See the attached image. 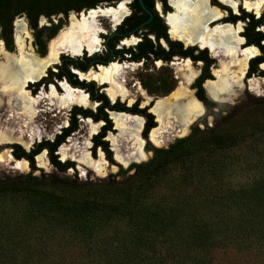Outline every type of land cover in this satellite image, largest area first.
I'll return each mask as SVG.
<instances>
[{"label":"trees","instance_id":"16d2710c","mask_svg":"<svg viewBox=\"0 0 264 264\" xmlns=\"http://www.w3.org/2000/svg\"><path fill=\"white\" fill-rule=\"evenodd\" d=\"M60 1L69 0H0V14L9 13L1 23L4 31L8 28L3 36L6 48L11 50L9 21L22 5L33 9L47 8ZM134 6L140 10L136 0ZM29 25L35 29V16L29 20ZM47 28L50 27L35 29L34 42L41 47V32ZM55 31L54 28L46 37L50 38ZM39 53L43 54L44 48ZM68 63L63 61L53 75H65L75 84V80L70 79ZM155 80V75L146 76L143 85L147 92L156 91ZM83 85L92 89V84ZM163 85L158 86L162 93L172 87L171 82L165 88ZM95 99H99L102 105L94 119L102 117L108 123L103 112L98 115L101 107L106 106L105 98L98 94ZM86 112L73 107L68 126L61 129L53 141L41 140L28 152L18 144H11V155L15 159H26L30 169L34 170L33 155L46 148L50 164L58 173H63L72 166V162H59L53 151L76 128L75 113L87 115ZM242 133L192 130L167 147L154 149L148 161L130 164L121 170L125 173L133 169L132 177L123 182H88L77 179L75 175L47 180L31 174L0 181V264H25L34 253L45 251L43 234H54L55 231L75 235V248L79 247L81 254L79 249L77 253L83 259L79 264H211L218 248L232 246L252 251L259 247L264 252V183L262 188L251 190L250 204L237 213L243 218L224 224L222 229L225 233L217 224L188 226L190 234L172 242L173 245L163 233L176 219L178 209L174 206L161 208L155 203L157 200L149 197L155 175L170 163L201 152L208 154L228 148L241 138ZM101 136L102 133L93 137L92 150L99 145L106 158L110 159V152Z\"/></svg>","mask_w":264,"mask_h":264},{"label":"rangeland","instance_id":"374dc122","mask_svg":"<svg viewBox=\"0 0 264 264\" xmlns=\"http://www.w3.org/2000/svg\"><path fill=\"white\" fill-rule=\"evenodd\" d=\"M71 16L69 17L71 18ZM70 18L68 20L67 16L65 21L61 22L60 27L64 25L61 29L69 24ZM55 19H57V17L52 18L53 23ZM101 21L104 28L109 29L108 20L103 19ZM12 23H15V26L16 24L24 25L27 32V35L23 34L25 40L24 51L31 52L37 56L32 46L31 30L28 28L24 17L18 16L13 19ZM47 24L48 22L44 18L38 19V25ZM60 30L57 31L59 32ZM14 33L16 36L17 32L15 31ZM46 45V50L48 51V42ZM14 47H16V45ZM17 51H19L17 47L14 48L11 52L12 55L19 56L20 51ZM4 53L7 52L3 50L0 43V63L4 62ZM173 61L179 62V64L181 63V61L177 59ZM153 66L156 68L157 65ZM166 66L171 68L174 74V66L170 64ZM180 66L178 65V67ZM198 66L199 65H194V67ZM141 69L142 68L137 65L129 66L123 69L118 75V78L115 79V81L119 82L125 89L126 94L123 97L118 96L121 101L124 100L128 103L129 101L131 102L138 99L140 100V104L148 101L145 96L141 95L137 88L136 77L138 74L142 73ZM251 81L253 82L252 85H254L255 81ZM179 83H181V81ZM252 85L251 87H253ZM108 88L109 86L106 88V91ZM251 90L252 91H248L244 89L242 94L238 91L236 92L239 93L237 96L233 95V97L226 99V102H231L233 99V104L229 107L227 112L226 110L223 112L221 118L217 121L210 117L209 126L206 127L207 129L202 125L196 127L201 132L208 130H216L221 133L243 132L241 138L238 139L234 145L208 154H202L201 152V154H194L180 161L170 163L162 172L155 175L151 188L152 191L149 195L150 199L157 200L155 203L161 208H170L174 206L175 209H178L176 219L174 218V220H172V225L163 233V235H165L164 238H167L168 241H170V239L172 240L170 244L173 245L172 242L183 239L182 237H186L190 234L188 226L191 227L196 225L202 227L209 223L217 224L221 226L222 233H225L222 229L224 224L243 218L237 216V213L240 212L243 207H246L247 204H250L251 190L263 187L264 129H262V127H264V82L256 81L255 89L251 88ZM45 92H47L46 96L41 100H39V95L35 98L28 95L34 103L36 101V104H32L31 107L33 110L31 111L34 112L31 118L24 117L23 111L25 110L20 101L17 102V100L11 96L8 98L0 92V136L6 135L11 137V139L6 141L0 139V181L31 174L44 177L47 180L54 177H72L75 175L77 179L88 182L106 180L123 182L132 177L133 169L125 173H122L121 170H124L129 163L142 161L135 158H131V160L128 161L126 158L130 153H136L142 150L145 155L143 161L151 157V150H149L150 152L145 151L143 145L140 147L137 140L132 139L131 136H127L116 126L118 130L117 134L110 136L112 145L106 139L107 134L104 138L107 140V145L111 152V159H106L99 148L95 149L94 156H92L89 150L91 145L87 141L90 140L92 133L97 130V124L93 125L82 119L78 120L77 130L71 133L61 144L63 146L60 147V152L58 151L59 147L56 151L59 160L67 159L74 162L73 169L69 168L63 173H58L48 163L44 152H42L44 155L41 160H39L37 156L36 162L34 159L35 170H30L28 164L24 160L25 166L23 168H18V160L11 155V144L22 143L24 146H31L32 143L40 139H50L59 131L60 127L64 126L66 123L68 109L72 104L64 108L59 107L57 103L51 104L49 91L46 90ZM63 94L61 93L59 96ZM42 96L43 94L40 95V97ZM48 101H50L51 106L48 105ZM29 105L30 103H27L26 108ZM14 112L16 114L17 112L22 113L17 115V121L19 123L16 125L12 124L13 116H15ZM124 117L126 119L124 128L132 129L136 123V121L131 118L134 116L129 117L124 115ZM166 117L169 116L166 115L165 118ZM92 126H94L95 130H92ZM188 127L186 132L188 131ZM113 132H116V130H113ZM186 134L178 135L170 128L166 129L165 132L161 134L162 141L155 146L165 147L173 139L182 137ZM142 142L144 144L143 140ZM22 144L21 146H23ZM86 160L98 164L100 169L95 170L86 166ZM38 165L42 168H38ZM181 209L183 213H181ZM42 238L43 241H45L43 246L45 251L42 252V250H40L41 252L39 254L34 253L33 256L30 257L31 261L28 259L25 264H33L32 262L38 264H77L81 260L83 261L77 253L79 247L75 248L74 234L55 231L54 234H52V232L44 233ZM180 250L182 251L181 247ZM262 250L263 249L259 247L252 251L236 249L232 246L218 248L214 252L211 264H264V255H262L264 252ZM79 254H81L80 249Z\"/></svg>","mask_w":264,"mask_h":264},{"label":"flooded vegetation","instance_id":"af4514ba","mask_svg":"<svg viewBox=\"0 0 264 264\" xmlns=\"http://www.w3.org/2000/svg\"><path fill=\"white\" fill-rule=\"evenodd\" d=\"M136 1L140 7V10L135 8L134 0H69L60 1L59 4H54L55 6L34 9L29 8L26 5H22L20 7L21 10L12 15L9 21L10 26L8 25L11 50H8L6 48L4 41L5 38L3 37L5 36L6 30L8 28L4 31L1 24L8 17L9 13H5L4 15V13L2 12L3 14H0V43L3 50L7 53H11L14 48H16L14 47L15 23L13 24L12 22L14 18L18 16H23L28 28L31 30L32 46L34 47L35 52L37 54V56H35L43 58L47 53L46 43H49V41L56 36L58 32L57 30H60L64 26L63 25L62 27H60L61 22L65 21L67 16L68 20L70 18L69 16L71 15H74L77 18L83 14L87 15L91 11L101 10L102 8L105 9L117 7L121 2H124V6L126 8L127 13L123 16V18H121L120 22L117 25H113L110 22V18L100 16V14H98L97 19L98 21L100 20V30H97L96 35L97 39H99V46L95 51L88 53L87 50H83L80 55L75 56L64 52L59 53L57 61L51 64L52 66L50 65L46 68L45 74L43 76H41L38 80L34 82H28L25 85L26 92L30 97L35 98L39 95V100H41L46 96L47 92L45 91H50L51 87H53L56 94H63L64 89L61 86V83H65L71 88L82 91L89 102L88 106L72 104V106L68 109L65 125L60 127L59 131L55 133L52 138L40 139L35 143L41 140H47L49 142L53 141L55 135L59 134L61 129L66 128L68 126L69 120L72 116V108L75 107L79 108L80 110L87 111V115H83L82 113H75L74 119L76 123V128L72 132H70L69 135L77 130L78 120L84 119L90 124H97V130L92 133L90 140L87 141L91 145L89 150L92 156H94L96 148H99L103 152V149L99 145L94 147V149L92 150L93 137L102 133L100 139L106 142V145L107 140L111 143L110 136L116 135L118 132L111 114L121 113L129 117L138 116L141 118V129L139 131V138L144 141L143 149L147 152H150L149 150H151L152 157L154 149L165 148L168 145L167 144L165 147H157L153 145L149 138L150 131L159 125L157 115L152 111V109L154 108L155 103L159 99L166 98L177 87V85L181 81V77L179 71L177 70V67L178 65H184L186 61L188 62L189 67L195 72V76L186 84L187 90L190 92L191 97L196 100L203 109L201 114L197 116L195 120L189 125L187 131L188 133H185L186 135L191 133L192 130H199L196 128L198 125H202L204 128L208 127L210 117H212L216 121L221 118V115L225 110H222V108H218L215 105L218 101L222 102V104H228L230 106L233 104V99L231 102H226L227 100H224V98L226 99L227 97L225 96L222 99L210 98L205 88L206 82L216 81L215 72L221 71V68L219 66L220 61L228 62L229 60L227 61L222 59L221 57H218V52L213 53L212 45H209L208 43L201 44V42L198 41L187 42L186 39H179L171 35L169 28L170 26L166 22V18L169 13L174 11L172 0H147L149 6L146 5L145 0H141L148 13L140 6L138 0ZM245 2H257L256 5H259L261 4V2L263 3L264 0H207L208 7L219 11L220 16L209 20L206 23V27L211 30L217 26H231L232 29L236 31L237 36L242 39L239 45L236 46L239 52L237 54V58H240V54L247 47H252L256 51L255 55H253L247 60V66L244 70L241 79L243 88L239 92L240 94H242L244 89L252 91L249 88L251 80L255 81L254 85H252V89H255L256 81L264 82V3L261 4L262 7H260L257 11L255 5L246 6ZM34 16L36 23L35 29H41L42 27H50L47 28L48 31H46L45 29L41 32V42L43 43L42 47L38 43L34 42L36 30L31 28L29 25V20H32ZM53 17H57L54 23L52 22ZM39 18H44L45 20H47L48 24L38 25ZM103 19L108 20L109 29L104 28L103 23L101 21ZM54 28L56 29L54 35L50 38H47L46 36L51 33ZM43 48L44 53L40 54L39 52ZM175 59L180 60L181 63L179 64V62L173 61ZM63 61L70 62L66 65V67L69 74L71 75L70 79H74L75 84L71 83L68 77H66L65 75H62L60 77H56L55 75H53V73L57 72V67H60ZM111 63L126 65V68L134 65L140 66L142 68V73L137 75L136 81L139 92L141 93V95L145 96V98L148 99L146 103L140 104V100L138 99H135L131 102L129 101L128 103H126L124 100L121 101L118 98V96L121 95L116 94L112 97L110 92H108V95L106 88L109 86V83L98 82L94 78L86 79L80 76V73L86 74L89 71L97 72L100 67L108 66ZM168 64L174 66V74L172 69L166 66ZM153 65H157L156 68ZM194 65L199 66L194 67ZM149 74L156 76L155 83L157 89L152 93L147 92L143 85V81ZM148 82L150 84L151 80H149ZM169 82L172 83V87L166 93H162V89H160L161 87L158 88V86H161L163 83L164 85L162 86V88H165L166 84H169ZM83 84H92V89H90L88 86H84ZM239 93H237L236 96ZM42 94L43 96L40 97V95ZM98 94L102 95L106 100V106L101 107V111L98 113V115H102L103 112L105 115V119L108 121V123H106L102 117L94 119V115L97 114L98 107L102 105L99 99H95V95ZM184 104H186V102L181 100L179 104H176V106L181 109L184 108ZM48 105H50V101H48ZM176 106L173 105L175 109ZM227 111L228 110H226V112ZM174 113L175 111L173 110V114ZM169 121L171 123H174V116H171L169 118ZM150 123H152L153 125L148 126ZM103 127H106V129H103ZM113 130H116V132H113ZM69 135H67L64 140L59 143L53 151V155L56 156V159L59 162H72V166L67 167L65 171L69 168L73 169L74 162L67 159L59 160L57 158L56 151L59 147L58 151L60 152V147L63 146L61 144ZM105 136L107 140L104 139ZM175 139H173L170 143H172ZM35 143H32L31 146H24L22 143L21 144L23 146H21V144L19 143L13 144L20 145L25 152H28L30 149L33 148V145ZM107 148L109 150L108 145ZM42 152H44V154L46 155V159L50 164L48 160L47 150L46 148H42L38 153L33 155V165L34 159L35 162L37 161L36 156H38ZM103 154L105 156L104 152ZM21 159L28 164V161L26 159L20 158L16 160ZM146 161L142 160L141 162ZM135 163L140 162L134 161L133 163H129L126 165V168L130 164ZM37 167L39 168L41 166L38 165ZM84 167L87 168L86 166Z\"/></svg>","mask_w":264,"mask_h":264},{"label":"bare ground","instance_id":"6f19581e","mask_svg":"<svg viewBox=\"0 0 264 264\" xmlns=\"http://www.w3.org/2000/svg\"><path fill=\"white\" fill-rule=\"evenodd\" d=\"M172 3L174 11L169 13L166 18V22L170 26L171 35L179 39H186L187 42L198 41L201 44L208 43L212 45L213 53L218 52V57L227 61L229 60L228 62L220 61L219 66L221 71L215 72V82H206L205 88L208 96L213 99H222L225 96L227 97L226 99H229L233 95H236V92L241 91L243 88L241 79L247 66V60L255 55L256 51L252 47H247L240 54V58H237L239 52L236 46L239 45L242 39L237 36L236 31L229 25L217 26L213 29L210 28L211 30L206 27V23L209 20L220 16L219 11L208 7L207 0H172ZM256 3L245 2V5H255L258 11L264 2H261L259 5H256ZM126 13L124 2H121L114 8H102L101 10L91 11L87 15L83 14L77 18L74 15L71 16L69 24L49 41L48 51L43 58L36 57L33 53L24 51L25 40L23 34L27 35L26 28L23 24H16L15 31L17 34L15 36V45L20 53L19 56H14L9 53L3 54L4 62L0 63V92L8 98L11 96L17 102L20 101L25 110L23 111L24 117L31 118L34 114L31 107L32 104H36V101L34 103L25 92V85L43 76L46 68L57 61L59 53L66 52L73 55H80L83 50H87L88 53L95 51L99 45V39H97L96 35L97 30H100V23L97 19L98 14L110 18L112 24L117 25ZM124 68H126V65L111 63L108 66L100 67L97 72L89 71L87 74L80 73V76L86 79L94 78L98 82L109 83L107 91L110 92L112 97L116 94L124 96L126 94L125 89L119 82L115 81ZM177 68L181 77V83L166 98L159 99L152 109L157 115L159 122V125L153 128L149 134V138L154 145L160 144L162 141L161 134L166 129L170 128L178 135L185 134L188 125L203 111L201 105L191 97L186 87V84L195 76V72L189 67L187 61L182 67ZM252 84L253 82L250 81V89L252 88ZM62 86L64 94L61 96L56 94L53 87H51L49 91L51 104L57 103L59 107L63 108L74 103L84 106L89 105L82 91L73 89L65 83ZM226 99L224 98V100ZM181 100L185 101L186 104H184V108L179 109L176 104H179ZM27 103H30V105L26 108ZM173 105L176 106V109ZM173 110L175 111L174 114ZM19 114L22 113L17 112L13 116V125L19 123L17 121V115ZM166 115L169 117L165 118ZM111 116L115 126L127 136H131L132 139L137 140L139 146L142 147L143 142L139 138L141 118L131 117L136 123L132 129H125L126 119L123 114L112 113ZM171 116L175 118L174 123L169 121ZM92 130H95L94 126H92ZM0 139L6 141L11 139V137L5 135L0 136ZM43 155V153L39 154L37 158L41 160ZM131 158L143 160L145 155L142 150H139L136 153H130L126 159L129 161ZM85 165L95 170L100 169L98 164L87 160ZM24 166L23 160L17 161L18 168H23Z\"/></svg>","mask_w":264,"mask_h":264},{"label":"water","instance_id":"95a60500","mask_svg":"<svg viewBox=\"0 0 264 264\" xmlns=\"http://www.w3.org/2000/svg\"><path fill=\"white\" fill-rule=\"evenodd\" d=\"M140 6L148 13L147 9L144 7L143 3L141 0H138ZM218 108H222V110H228L230 105L228 104H222V102L218 101L216 104H215Z\"/></svg>","mask_w":264,"mask_h":264}]
</instances>
